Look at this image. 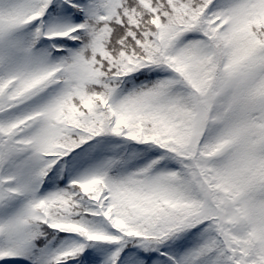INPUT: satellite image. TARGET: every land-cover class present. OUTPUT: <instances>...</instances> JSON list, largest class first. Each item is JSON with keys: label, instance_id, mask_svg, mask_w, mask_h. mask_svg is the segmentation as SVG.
<instances>
[{"label": "snow or ice", "instance_id": "snow-or-ice-1", "mask_svg": "<svg viewBox=\"0 0 264 264\" xmlns=\"http://www.w3.org/2000/svg\"><path fill=\"white\" fill-rule=\"evenodd\" d=\"M0 264H264V0H0Z\"/></svg>", "mask_w": 264, "mask_h": 264}]
</instances>
